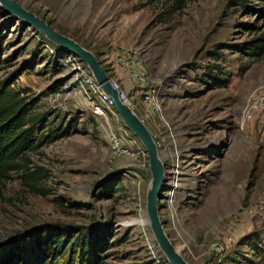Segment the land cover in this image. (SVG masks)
Returning <instances> with one entry per match:
<instances>
[{
  "label": "rangeland",
  "instance_id": "374dc122",
  "mask_svg": "<svg viewBox=\"0 0 264 264\" xmlns=\"http://www.w3.org/2000/svg\"><path fill=\"white\" fill-rule=\"evenodd\" d=\"M97 56L122 84L151 131L166 169L159 206L171 241L189 264H264V115L244 121L264 89V56L235 53L262 26L235 0H15ZM0 83L14 84L48 127L69 136L41 149L34 165L49 172L45 195L14 175L0 202V250L29 246V235L56 230L80 243L107 239L105 264H170L145 223L152 174L148 153L114 110L93 113L78 87V57L57 48L0 5ZM228 83L207 86L213 53ZM145 75V81L135 78ZM150 91L152 100L146 99ZM113 136L128 153L116 155ZM145 223V224H144Z\"/></svg>",
  "mask_w": 264,
  "mask_h": 264
},
{
  "label": "trees",
  "instance_id": "16d2710c",
  "mask_svg": "<svg viewBox=\"0 0 264 264\" xmlns=\"http://www.w3.org/2000/svg\"><path fill=\"white\" fill-rule=\"evenodd\" d=\"M250 15L261 18L262 26H244L249 33H258L242 43L235 53L252 60L264 56V0H235ZM186 0H174L170 14L183 10ZM2 44L0 43V70L3 68ZM216 63L207 68L205 83L214 89L228 83L227 73L218 62L224 55L221 51L212 54ZM18 72L0 83V202L5 200V188L14 175H19L23 187L33 194L45 196L49 190L45 183L49 172L44 167L34 165V155L42 148L50 146L69 136V129L51 126L48 114H36V100L27 101L14 84ZM29 246L24 242L13 243L0 250V264H105L106 249L101 245L107 239L96 243H80L75 235L63 234L56 230H41L29 235Z\"/></svg>",
  "mask_w": 264,
  "mask_h": 264
},
{
  "label": "water",
  "instance_id": "95a60500",
  "mask_svg": "<svg viewBox=\"0 0 264 264\" xmlns=\"http://www.w3.org/2000/svg\"><path fill=\"white\" fill-rule=\"evenodd\" d=\"M0 5L7 13L16 16L27 26L36 29L57 48L68 51L78 57L91 70L102 89L112 98L115 110L126 128L142 142L148 153L152 182L148 193L146 219L151 226L158 247L170 264H189L171 241L161 220L159 203L163 198L162 191L166 180V169L159 147L151 131L136 112L119 99V94L113 89L111 78L106 68L91 51L85 49L75 40L58 32L40 16L27 10L15 0H0Z\"/></svg>",
  "mask_w": 264,
  "mask_h": 264
},
{
  "label": "built area",
  "instance_id": "2783aa9c",
  "mask_svg": "<svg viewBox=\"0 0 264 264\" xmlns=\"http://www.w3.org/2000/svg\"><path fill=\"white\" fill-rule=\"evenodd\" d=\"M79 74L80 77L78 79V87L82 92V96L90 101L93 113L96 115H104L107 111L113 112L115 110L114 101L98 84L91 70L88 67L79 68ZM110 78L113 89L116 90L119 94V99L125 105L133 108V101L129 96L127 90L122 87L121 82L115 78H112L111 76ZM135 78L143 82L146 79L144 73L136 74ZM153 97L154 95H152V93L148 91V93L146 94V99L152 100ZM259 115H264V89L261 91H257L249 100L244 111V121H252ZM125 133H130L127 128H125ZM113 151L116 155H121L122 153H128L129 149H124L121 143V138L113 136ZM245 213H247L248 215L264 217V203L248 207L247 209H245Z\"/></svg>",
  "mask_w": 264,
  "mask_h": 264
},
{
  "label": "bare ground",
  "instance_id": "6f19581e",
  "mask_svg": "<svg viewBox=\"0 0 264 264\" xmlns=\"http://www.w3.org/2000/svg\"><path fill=\"white\" fill-rule=\"evenodd\" d=\"M146 218H147V217H146ZM145 223H147V219H145ZM145 223H144V224H145Z\"/></svg>",
  "mask_w": 264,
  "mask_h": 264
}]
</instances>
